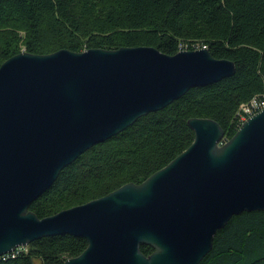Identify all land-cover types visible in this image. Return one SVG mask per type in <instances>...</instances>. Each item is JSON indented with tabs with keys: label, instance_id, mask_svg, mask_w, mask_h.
<instances>
[{
	"label": "water",
	"instance_id": "water-1",
	"mask_svg": "<svg viewBox=\"0 0 264 264\" xmlns=\"http://www.w3.org/2000/svg\"><path fill=\"white\" fill-rule=\"evenodd\" d=\"M234 72L232 61L206 48L172 55L153 46L63 48L7 58L0 65V256L69 234L87 246L64 264H199L233 215L264 211V108L224 142L215 120L189 118L192 143L139 184L43 218L29 205L95 144Z\"/></svg>",
	"mask_w": 264,
	"mask_h": 264
},
{
	"label": "trees",
	"instance_id": "trees-1",
	"mask_svg": "<svg viewBox=\"0 0 264 264\" xmlns=\"http://www.w3.org/2000/svg\"><path fill=\"white\" fill-rule=\"evenodd\" d=\"M123 46H153L170 55L206 48L232 61L235 72L189 89L83 152L29 205L39 218L141 183L192 143L189 118L215 120L226 141L240 127V105L264 101V0H0V65L21 51ZM230 219L199 264H264V211ZM86 246L82 237L46 236L0 257V264H64ZM140 250L152 252L147 245Z\"/></svg>",
	"mask_w": 264,
	"mask_h": 264
},
{
	"label": "built area",
	"instance_id": "built-area-1",
	"mask_svg": "<svg viewBox=\"0 0 264 264\" xmlns=\"http://www.w3.org/2000/svg\"><path fill=\"white\" fill-rule=\"evenodd\" d=\"M263 108H264V101L258 97H254L250 101H248L247 103L240 105V107L237 111L240 125L248 117H250L251 115L255 114L256 112L260 111ZM20 250L26 251L27 248L26 247H19L15 251L11 252L10 254L4 255V256H9V255L14 256Z\"/></svg>",
	"mask_w": 264,
	"mask_h": 264
},
{
	"label": "rangeland",
	"instance_id": "rangeland-1",
	"mask_svg": "<svg viewBox=\"0 0 264 264\" xmlns=\"http://www.w3.org/2000/svg\"><path fill=\"white\" fill-rule=\"evenodd\" d=\"M223 142H224V140H223ZM1 257H3V256H1ZM38 260H34V264H38Z\"/></svg>",
	"mask_w": 264,
	"mask_h": 264
},
{
	"label": "bare ground",
	"instance_id": "bare-ground-1",
	"mask_svg": "<svg viewBox=\"0 0 264 264\" xmlns=\"http://www.w3.org/2000/svg\"><path fill=\"white\" fill-rule=\"evenodd\" d=\"M209 50V49H208ZM213 84V83H212ZM205 87V86H204ZM223 140H224V138H223ZM223 140H222V142H223ZM225 141V140H224ZM97 145V144H96ZM239 215V214H238ZM231 220V219H230ZM1 257V256H0Z\"/></svg>",
	"mask_w": 264,
	"mask_h": 264
}]
</instances>
